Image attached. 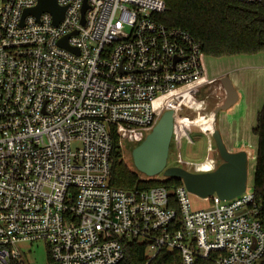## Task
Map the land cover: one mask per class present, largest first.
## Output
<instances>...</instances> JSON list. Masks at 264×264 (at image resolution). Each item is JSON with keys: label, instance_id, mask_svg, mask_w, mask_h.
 Returning <instances> with one entry per match:
<instances>
[{"label": "built area", "instance_id": "obj_1", "mask_svg": "<svg viewBox=\"0 0 264 264\" xmlns=\"http://www.w3.org/2000/svg\"><path fill=\"white\" fill-rule=\"evenodd\" d=\"M56 2L57 25L47 12L21 24L37 0H0V264H25L16 246L33 242L46 244V264H119L125 240L145 245L144 264L161 251L182 264H262L252 189L193 208L183 184L109 185L113 138L122 155L165 111L176 132L185 99L209 83L200 42L154 20L162 0ZM66 37L77 53L59 46Z\"/></svg>", "mask_w": 264, "mask_h": 264}, {"label": "trees", "instance_id": "obj_2", "mask_svg": "<svg viewBox=\"0 0 264 264\" xmlns=\"http://www.w3.org/2000/svg\"><path fill=\"white\" fill-rule=\"evenodd\" d=\"M162 1L165 3V9L161 14L154 15V20L166 27L182 28L188 31L200 42L202 52L206 56L250 55L264 51V2L247 4L236 0ZM202 81H205V78ZM162 99L160 98L159 102ZM252 132L257 138L252 191L255 202L261 206L260 217L264 228V103L257 112ZM109 160L111 187L131 191L163 186L174 191L182 185L179 180L165 179L163 176L162 179L157 177L150 179L136 171H131L123 163L121 151L114 138ZM123 251L124 259L119 264H144L145 245L125 240ZM150 264L182 263L178 253L161 251ZM195 264H213V262L198 260Z\"/></svg>", "mask_w": 264, "mask_h": 264}, {"label": "rangeland", "instance_id": "obj_3", "mask_svg": "<svg viewBox=\"0 0 264 264\" xmlns=\"http://www.w3.org/2000/svg\"><path fill=\"white\" fill-rule=\"evenodd\" d=\"M236 58H238V60L234 65L233 61ZM202 63L203 66L207 68V71L211 65L215 66L213 67L214 71L230 69L235 70V68L238 67L249 66L248 68L238 71L241 79L238 85V90H242V93L244 94L245 91L250 92L251 89L257 88L258 92L264 97V51L250 55L238 54L221 57H210L203 54ZM206 78H208L207 72ZM206 78L205 81H209L206 80ZM212 83V80L209 81V83H206V86H204L199 92L196 93L195 96L192 97L194 100L188 97L183 102L182 110L178 119L180 120V124L189 131L185 133V130H180L179 125L176 126V132L172 137L170 151L168 154L167 167H182L186 170H190L191 168L179 165L177 163L178 157L182 163L192 166L200 164L205 159L207 163L214 164L215 167L219 166L221 163L211 133L213 128L217 129V120L221 119L222 117L224 118L225 113H219L216 121H214L213 128H209L208 122L211 118L213 110L215 109L214 105L216 103L211 101L210 104L207 101L206 104H203V102L207 99V95L210 92ZM217 99L220 100L219 95H217ZM239 106L242 108L245 106L243 100H240V103L235 105V107H237L236 109H238ZM190 113H192L191 117L188 115ZM238 118L239 115H237L235 118L229 116V121L232 123L231 127L237 125L234 123V121L237 122L239 120ZM202 128H208L209 132L202 130ZM180 131L182 136L179 135ZM242 134L245 139L234 140V142H237L238 146L234 145V143H227L226 146L225 144L224 146L229 150V152H234L235 149H241L250 153L251 158H249L247 161V188L251 190L252 171L255 165L256 144L253 133L251 134V132H249V134L245 135L242 132ZM132 149L127 147L126 151H123L122 161L131 171H136L131 157ZM157 179H162V175L157 176ZM190 202L193 208H205L207 206V202H205L204 199L198 198L194 195H190ZM16 247L21 253L25 264H46L48 259V249L45 243H19Z\"/></svg>", "mask_w": 264, "mask_h": 264}, {"label": "water", "instance_id": "obj_4", "mask_svg": "<svg viewBox=\"0 0 264 264\" xmlns=\"http://www.w3.org/2000/svg\"><path fill=\"white\" fill-rule=\"evenodd\" d=\"M86 9L87 5L84 2L81 11L82 24ZM64 11V8L57 5L56 0H37L35 8L23 12L21 24L26 16H33L37 19L40 14L47 12L51 14L53 24L57 25L63 19ZM67 38L59 41V46L77 53L75 49L68 46ZM219 81L225 91V99L220 107L213 110L214 121L220 112L227 111L238 100L229 77H220ZM174 116L173 111H165L152 131L132 149L131 157L136 172L150 179L162 175L165 179L179 180L188 193L201 199H208L215 194L221 201H229L242 195L247 188L248 181L247 154L245 151H227L217 129L213 128L211 133L221 160L216 169L211 172L192 173L182 167H167L169 147L175 126Z\"/></svg>", "mask_w": 264, "mask_h": 264}, {"label": "crops", "instance_id": "obj_5", "mask_svg": "<svg viewBox=\"0 0 264 264\" xmlns=\"http://www.w3.org/2000/svg\"><path fill=\"white\" fill-rule=\"evenodd\" d=\"M237 60L238 58L234 59L233 61L234 65L237 62ZM213 67L215 66H212V65L209 66L208 71H207V68L204 67L205 69L204 78H206V72H207V77H208L206 78V80H209V81L211 80L214 81L215 79H219L220 77H223V76L229 77L230 81L233 83L232 85L237 91L238 100L236 104L240 103V100H243L245 104L243 108L239 106V108L236 109L237 107H235L236 105L235 104L227 111L220 112V113H225V116L224 118L222 117L221 119L217 120V130L219 131L220 136L225 146L227 143L228 144L234 143V145L238 146L237 142L236 141L234 142V140L245 139V137L242 136L243 135L242 132L245 135L249 134V132H251V134L253 133L252 131L256 123V115H257L259 108L264 103V97L261 95V93L258 92L257 88L251 89L250 92L245 91L244 94L242 93V90H238V85L241 81L238 71L244 68H248L249 66L248 67H244V66L238 67V68H235V70L230 69V70H219V71H214ZM220 101H223V100H220ZM237 115H239V118H238L239 120L237 122L234 121V123L237 125H235L234 127H231L232 123H230L229 121V116H232L233 118H235ZM254 138H255V144L257 145V138L255 135H254ZM238 151H245V150H241V149L234 150V152H238ZM246 153L249 159L250 153L249 152H246ZM250 158H251V155H250ZM205 163H206V159L196 166H190L189 168H191L192 170L190 169L188 171L192 173H205V172H211L212 170L216 169L214 164H207L205 167H202V165ZM252 172H254V167H253ZM252 181H253V173H252ZM252 181H251V189H252Z\"/></svg>", "mask_w": 264, "mask_h": 264}, {"label": "bare ground", "instance_id": "obj_6", "mask_svg": "<svg viewBox=\"0 0 264 264\" xmlns=\"http://www.w3.org/2000/svg\"><path fill=\"white\" fill-rule=\"evenodd\" d=\"M205 74V73H204ZM205 81H201V83H204ZM212 87H215V88H212ZM212 87H211V89H210V92L208 93V95H207V99L203 102V104H206V102L208 101V103H210L211 104V101H214L216 104L214 105V107L215 108H217V107H220L222 104H223V102H224V99H225V91H224V89H223V87H222V85H221V83H220V81H219V79H215L214 81H213V83H212ZM193 91V86H188V87H186L185 89L183 88L182 90H181V93H183V94H186L188 91ZM217 95H219L220 96V100H223V101H220V100H218L217 99ZM215 99V100H214ZM162 102V101H161ZM161 102H159V100H157L156 102H155V105H156V110H157V112L158 113H160V111H161V108H160V103ZM188 115H190V117H191V113L190 114H188ZM179 117H177L176 118V124L177 125H179L180 126V128L182 129V131L183 130H185L184 132H188L189 130L187 129V128H185V127H183L181 124H180V120L178 119ZM214 122V119H213V112H212V114H211V118L209 119V122H208V125H209V128H213V123ZM206 126V125H205ZM202 130H205V131H207V132H209V129L208 128H202ZM206 132V133H207ZM218 153V152H217ZM247 154V153H246ZM249 158H250V155H249ZM247 161H248V155H247ZM207 164H210V163H205V164H203L202 165V167H205Z\"/></svg>", "mask_w": 264, "mask_h": 264}]
</instances>
